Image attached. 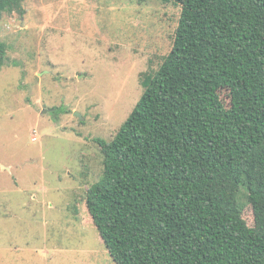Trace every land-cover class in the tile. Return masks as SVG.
I'll use <instances>...</instances> for the list:
<instances>
[{
    "label": "trees",
    "instance_id": "16d2710c",
    "mask_svg": "<svg viewBox=\"0 0 264 264\" xmlns=\"http://www.w3.org/2000/svg\"><path fill=\"white\" fill-rule=\"evenodd\" d=\"M171 1L172 47L114 137L96 139L86 208L116 264H264V0ZM18 4L0 0V16Z\"/></svg>",
    "mask_w": 264,
    "mask_h": 264
},
{
    "label": "rangeland",
    "instance_id": "374dc122",
    "mask_svg": "<svg viewBox=\"0 0 264 264\" xmlns=\"http://www.w3.org/2000/svg\"><path fill=\"white\" fill-rule=\"evenodd\" d=\"M180 10L171 0H19L1 14L0 264H116L86 208L103 168L96 139L110 141L132 111ZM220 97L228 104V90ZM242 216L253 226L250 204Z\"/></svg>",
    "mask_w": 264,
    "mask_h": 264
},
{
    "label": "water",
    "instance_id": "95a60500",
    "mask_svg": "<svg viewBox=\"0 0 264 264\" xmlns=\"http://www.w3.org/2000/svg\"><path fill=\"white\" fill-rule=\"evenodd\" d=\"M75 114H77L80 117V115L78 113L75 112Z\"/></svg>",
    "mask_w": 264,
    "mask_h": 264
}]
</instances>
